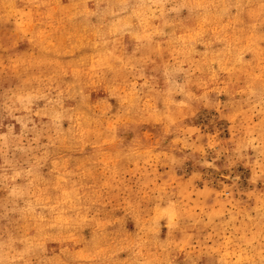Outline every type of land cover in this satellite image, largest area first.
Returning <instances> with one entry per match:
<instances>
[{"label": "rangeland", "instance_id": "374dc122", "mask_svg": "<svg viewBox=\"0 0 264 264\" xmlns=\"http://www.w3.org/2000/svg\"><path fill=\"white\" fill-rule=\"evenodd\" d=\"M0 264H264V0H0Z\"/></svg>", "mask_w": 264, "mask_h": 264}]
</instances>
